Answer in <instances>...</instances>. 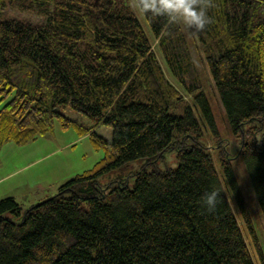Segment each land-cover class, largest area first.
<instances>
[{
  "label": "trees",
  "instance_id": "trees-1",
  "mask_svg": "<svg viewBox=\"0 0 264 264\" xmlns=\"http://www.w3.org/2000/svg\"><path fill=\"white\" fill-rule=\"evenodd\" d=\"M198 5L209 22L191 31L216 106L240 138L234 154L180 23L140 13L149 37L130 0H0V149L33 141L59 120L104 153L30 208L0 199V264H255L236 214L264 264L231 162L247 171L264 223V139L247 142L253 132L244 129L264 122V0ZM61 106L94 126L68 119ZM99 124L112 128L110 140L93 132ZM202 124L210 143L200 141ZM167 152L176 169L137 171L132 188L98 182ZM212 190L219 195L208 211L201 198Z\"/></svg>",
  "mask_w": 264,
  "mask_h": 264
},
{
  "label": "rangeland",
  "instance_id": "rangeland-1",
  "mask_svg": "<svg viewBox=\"0 0 264 264\" xmlns=\"http://www.w3.org/2000/svg\"><path fill=\"white\" fill-rule=\"evenodd\" d=\"M130 2L132 6L133 0H130ZM132 8L134 9L133 6ZM32 16L34 15L30 13L22 14L23 18H29V20H32ZM137 17L144 30H146L149 37H151L150 30L142 15L138 13ZM180 24L193 50L195 60L198 62L197 65L201 71L200 76L203 81V89L213 108V112H215V121L219 134L224 139L223 143H228L230 153L234 154L239 147L240 138H235L231 133L221 108L216 106V98L211 88L210 80L206 72L205 75L202 72L204 69L201 54L198 51V46H196L194 42L191 28H188L182 23ZM186 98L188 101L190 100L189 97L186 96ZM6 101L7 100L0 103V108ZM58 111L81 126H94L93 122L87 116L67 106L59 107ZM201 127L204 131L200 141L210 143L211 140L209 134L206 132L205 125L202 124ZM244 129L245 131L250 129L253 132L250 136H246V141L249 142L254 140L258 142L260 146L264 139V122L246 125ZM93 132L107 140H110L112 137V128L104 124L95 126ZM103 155L104 153L102 150L94 149L89 135L80 137L78 131L73 126L65 129L62 127L59 120H55L51 132L39 136L33 141H29L23 145H17L13 142L2 145L0 149V179H3L0 180V199L12 196L17 202L23 204L22 206L24 209L30 208V206L39 203L41 200L55 195L61 184L91 169L102 159ZM231 162L238 174L240 187L246 194L249 206H251L252 225L264 255V223L253 204L254 201L251 196L252 193L250 191L247 171L240 159L235 158ZM177 166L178 160L175 152H167L164 157L157 162L148 163L146 159L136 160L122 169L114 170L102 176L98 179V182L104 186L108 184L117 185V180L127 181L129 187L132 188L134 184V177L132 174L137 171L145 170L146 172H151L153 169H176ZM236 216L255 264H262L255 247L251 244V238L248 237L245 226L240 217H238L237 214ZM15 221L20 223L21 218L18 217Z\"/></svg>",
  "mask_w": 264,
  "mask_h": 264
},
{
  "label": "clouds",
  "instance_id": "clouds-1",
  "mask_svg": "<svg viewBox=\"0 0 264 264\" xmlns=\"http://www.w3.org/2000/svg\"><path fill=\"white\" fill-rule=\"evenodd\" d=\"M132 6L141 14L166 17L170 23H182L195 30H203L209 22L198 0H133ZM218 195L217 190L205 193L201 198L202 205L208 211L215 210Z\"/></svg>",
  "mask_w": 264,
  "mask_h": 264
},
{
  "label": "crops",
  "instance_id": "crops-1",
  "mask_svg": "<svg viewBox=\"0 0 264 264\" xmlns=\"http://www.w3.org/2000/svg\"><path fill=\"white\" fill-rule=\"evenodd\" d=\"M1 179H3V178H1ZM1 179H0V180H1ZM45 199H46V198H45ZM43 200H44V199H43ZM43 200H41V201H43ZM41 201H40V202H41ZM22 205H23V204H22Z\"/></svg>",
  "mask_w": 264,
  "mask_h": 264
}]
</instances>
